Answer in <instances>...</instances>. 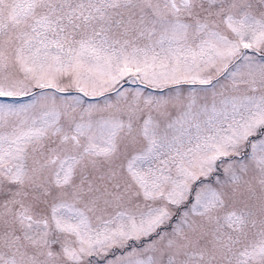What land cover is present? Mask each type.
Segmentation results:
<instances>
[{
	"label": "snow or ice",
	"instance_id": "6c2138e0",
	"mask_svg": "<svg viewBox=\"0 0 264 264\" xmlns=\"http://www.w3.org/2000/svg\"><path fill=\"white\" fill-rule=\"evenodd\" d=\"M0 264H264V0H0Z\"/></svg>",
	"mask_w": 264,
	"mask_h": 264
}]
</instances>
